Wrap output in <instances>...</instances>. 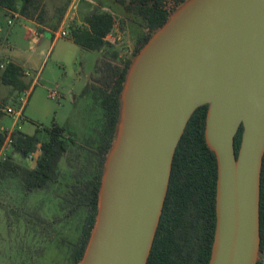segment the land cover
<instances>
[{"label":"water","instance_id":"obj_1","mask_svg":"<svg viewBox=\"0 0 264 264\" xmlns=\"http://www.w3.org/2000/svg\"><path fill=\"white\" fill-rule=\"evenodd\" d=\"M175 8L131 62L97 221L79 264L148 263L177 148L204 105L218 165L209 264L260 261L264 0H186Z\"/></svg>","mask_w":264,"mask_h":264},{"label":"rangeland","instance_id":"obj_2","mask_svg":"<svg viewBox=\"0 0 264 264\" xmlns=\"http://www.w3.org/2000/svg\"><path fill=\"white\" fill-rule=\"evenodd\" d=\"M31 1L30 7L42 4V13L54 10L56 18V10L67 5L68 22L64 28L71 33L88 13L111 12L121 35L120 41L97 52L75 44L72 34L56 38L57 34L48 33L41 54L38 46L31 48L27 29L16 20L9 25L7 15L0 11V66L13 60L31 75L28 92L15 91L0 80L2 130L14 128L15 119L3 112L4 107H13L23 114L19 128L24 134L39 131L45 140L47 130L57 125L65 129L69 140L68 152L59 166V179L49 189L27 193L14 176L0 180V264H73V247L82 234L86 214L80 210L67 217L70 205L65 199L74 184L92 177L99 144L97 131L102 128L104 116L103 108L91 96L83 95V90L102 56L111 58L118 53L121 67L128 60L133 62L137 58V41L148 31L142 19L127 13L115 0ZM53 91L58 92L59 100L49 97ZM6 152L13 155L12 150ZM13 157L25 166L35 165L17 154ZM38 216L47 223H40Z\"/></svg>","mask_w":264,"mask_h":264},{"label":"trees","instance_id":"obj_3","mask_svg":"<svg viewBox=\"0 0 264 264\" xmlns=\"http://www.w3.org/2000/svg\"><path fill=\"white\" fill-rule=\"evenodd\" d=\"M14 0H0L5 3ZM27 1V0H25ZM124 10L147 25V34L139 40L136 53L148 43L152 35L169 19L176 6L186 0H115ZM110 12L94 11L85 17L84 27L73 29L74 42L87 51L102 52L108 45L106 36L115 25ZM118 53L111 58L104 55L98 60L83 90L104 110L102 128L97 133L99 144L92 178L74 184L65 201L70 205L67 217L84 210L86 217L82 234L74 244L73 264L84 257L99 208V193L105 171L107 155L114 143L121 116V95L131 66V61L118 64ZM24 70L9 62L0 75L1 82L18 92H28ZM209 105L196 110L189 121L177 148L167 198L153 248L147 264H209L217 226L216 197L218 165L215 153L206 141V121ZM3 116L0 110V120ZM243 126L236 136L235 148L238 155ZM37 131L34 135L18 131L13 135L12 152L26 160L40 150L33 167L17 162L13 155L0 161V180L14 176L20 180L27 193L45 191L59 179V166L69 149L65 129L55 125L47 130L42 140ZM6 141V132L0 124V153ZM40 223H47L38 216ZM261 251L264 249V161L261 177L260 203ZM258 264H261L260 261Z\"/></svg>","mask_w":264,"mask_h":264},{"label":"crops","instance_id":"obj_4","mask_svg":"<svg viewBox=\"0 0 264 264\" xmlns=\"http://www.w3.org/2000/svg\"><path fill=\"white\" fill-rule=\"evenodd\" d=\"M31 0H22V2H18V0L9 1L3 5V9L1 10L4 12L5 15H7L8 20L10 17V11H15L20 14V18L16 20L23 28L27 29L28 31V38L31 40V48L36 49L38 46L41 48V54H42V46H46V34L51 33L53 36L56 34V38L58 37L59 32L61 30L65 29L64 25L68 22V13H67V5L60 7V9L56 10L57 15H59L58 18H56L54 10H51L48 12V14L45 15V13H42V4L32 5L30 7ZM30 7V9H29ZM29 10V12H28ZM32 10V12H30ZM52 11L54 13H52ZM90 13H88L86 16H88ZM85 16V17H86ZM42 19L43 22L42 23ZM48 21H54V22H47ZM117 24V23H116ZM85 25V19L82 21L81 25L79 27H84ZM116 26V25H115ZM59 29V30H58ZM58 30V31H57ZM39 33V37H35V33ZM119 36H121L119 34ZM72 41L74 42L73 38ZM75 43V42H74ZM76 44V43H75ZM35 45V47H34ZM7 62H14L13 60H8ZM6 62V63H7ZM18 65V64H17ZM90 77V76H89ZM89 79V78H88ZM25 82H28V78H24ZM260 263L264 264V249L262 251L261 257H260Z\"/></svg>","mask_w":264,"mask_h":264},{"label":"built area","instance_id":"obj_5","mask_svg":"<svg viewBox=\"0 0 264 264\" xmlns=\"http://www.w3.org/2000/svg\"><path fill=\"white\" fill-rule=\"evenodd\" d=\"M3 9V5L0 3V11ZM10 17L8 20V24L12 25L14 23V20H18L20 18V14L18 12L15 11H10ZM111 13V12H110ZM114 18H115V14L111 13ZM115 20L117 21V19L115 18ZM116 21H115V25H116ZM114 25V28L112 29V31L106 36L105 38V42L107 44H115L116 42L121 40V36H119L118 33V29L116 28V26ZM71 35V32L66 31V29L61 30V32H59L58 37H65V36H69ZM39 33H35V37H39ZM9 62L3 64L0 66L1 69H4L5 66L8 64ZM25 78H29L31 75L29 72H25L24 73ZM51 99H58V92L57 91H53L50 92V96ZM3 112L5 115H8L10 117H12L13 119H15V123H14V128L13 129H6V141L4 144V147L0 153V157H5L6 155H8V152H6L7 150H11L12 148V144H13V135L14 133L20 131L19 128V121L23 120V114L21 113V111H17L15 108L13 107H4L3 108ZM40 150L36 151L35 153L31 154L26 160H28L30 163L35 164L36 160L38 159L39 155H40ZM6 158V157H5ZM4 158V159H5Z\"/></svg>","mask_w":264,"mask_h":264},{"label":"flooded vegetation","instance_id":"obj_6","mask_svg":"<svg viewBox=\"0 0 264 264\" xmlns=\"http://www.w3.org/2000/svg\"><path fill=\"white\" fill-rule=\"evenodd\" d=\"M143 37H144V36H143ZM143 37H142V38H143ZM142 38H140V39H142ZM140 39H139V40H140ZM139 40L137 41V47L139 46ZM137 47H136V48H137ZM100 130H101V129H100ZM97 132H99V131H97ZM97 136H98V135H97ZM98 139H99V137H98ZM98 143H99V142H98ZM97 148H98V147H97ZM96 153H97V152H96ZM91 178H92V177H91Z\"/></svg>","mask_w":264,"mask_h":264}]
</instances>
